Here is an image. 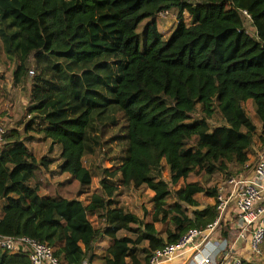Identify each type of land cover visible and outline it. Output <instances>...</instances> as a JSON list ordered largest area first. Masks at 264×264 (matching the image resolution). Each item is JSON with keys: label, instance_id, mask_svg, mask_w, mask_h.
<instances>
[{"label": "trees", "instance_id": "obj_1", "mask_svg": "<svg viewBox=\"0 0 264 264\" xmlns=\"http://www.w3.org/2000/svg\"><path fill=\"white\" fill-rule=\"evenodd\" d=\"M176 11L165 40L158 17ZM0 43L14 86L31 83L24 127H0V235L45 244L61 264H97L104 239L101 264H149L190 230L205 231L219 216L220 186L208 181L247 174L255 141L264 144V0H0ZM32 133L50 153L61 149L60 173L78 183L77 197L42 195L54 160L33 154ZM105 148L110 168L91 162ZM192 175L208 180L187 182ZM120 186L154 192L151 221L119 207ZM200 195L215 203L200 209ZM0 264L31 263L0 249Z\"/></svg>", "mask_w": 264, "mask_h": 264}, {"label": "rangeland", "instance_id": "obj_2", "mask_svg": "<svg viewBox=\"0 0 264 264\" xmlns=\"http://www.w3.org/2000/svg\"><path fill=\"white\" fill-rule=\"evenodd\" d=\"M177 11L176 12H170L168 14H161L160 17H158L157 20V27L164 35V39L168 40L171 34L176 30L178 27V24L180 23V20L177 18ZM151 20H145L140 27L138 28V32L140 34V49H144L145 45V28L147 23ZM184 22L187 26H189L190 23V16L188 14H185L184 16ZM249 31L252 32V28L249 27ZM15 68V65L10 63L3 50L2 45L0 43V127L5 129H11L12 127H19L23 128L24 125L20 124L21 120L25 118L26 115V108L30 103V91H31V83L29 82L28 86L26 88H17L14 86L13 82V70ZM34 77H31V79ZM246 110L248 114L255 118V111L252 105V102H248L246 105ZM198 115H194L192 118L193 120L196 119ZM28 120V119H27ZM25 119V122L27 121ZM257 124L259 125V133L261 131V125L259 121L256 119ZM214 125L221 124V118L219 116L215 117L213 120ZM34 136H36V139L32 143H28L29 149L33 152V154L38 158H48L51 160H54V164H52L50 171L43 172L42 173V180L44 183L52 187L50 189L49 187H42L41 193L42 195H48L53 190L56 191L58 195H62L66 198H75L78 194V183H76L75 179L70 176L69 174H61L59 165L62 163L60 159L61 149L59 147L55 148V150L50 153L49 152V146L50 141H44L38 136L36 133H32ZM110 137V136H109ZM0 139H2V135L0 133ZM2 140H0L1 142ZM264 151V144L258 140L255 141V144L251 151V161L254 165L259 154ZM106 152L103 150L102 152L98 151L94 157L91 158V162H94L96 164H99L103 167L110 168L113 165V162L110 158H107L104 154ZM166 182H169L170 180V172L169 169L166 167V163H163V171L161 176H159ZM208 180L207 175L202 176H196L192 175L187 182H201L205 183ZM186 182L182 181L177 187H172V190H177L185 185ZM33 184H36L35 182ZM224 184V176L222 175H216L212 178L211 181H208L207 186L208 187H214V186H221ZM99 180L97 178L93 181L92 191H99ZM91 192V191H90ZM154 197V192L150 190L148 187L143 186L140 189H135L133 187L131 188H125L123 186L119 187L118 197L116 200L118 201L119 207L123 208L126 212H132L136 214L137 216L146 219L147 221L152 220V216L154 214V208H153V202L152 199ZM198 200H200L202 206L200 209H205L208 205L214 204L215 199H209L205 196H198ZM90 199V195H83L81 197V200L84 202H88ZM176 200V199H175ZM174 199L172 200L175 201ZM3 201H0V211L3 209ZM189 215L192 214L193 209L191 207H187ZM233 220H235V215L232 213ZM95 226H99L101 222L96 218H91ZM228 223V222H227ZM225 223H223V226L219 228L221 233L218 234L219 237H225V232H227L229 235L226 237L228 241L230 242V247L234 246V249L230 252V258L228 259V262L231 261L233 258H239L243 260V262H249V263H257V264H264V251H262V254L260 256H254L251 251L246 246L247 244H236L235 239L237 236V230L231 228V225L226 226ZM157 230L163 235V237H166V234L164 233L166 230V227L162 224H156ZM223 231V232H222ZM124 234V233H123ZM122 235V234H121ZM125 235V234H124ZM110 245V241L108 239H104V241H100L97 245V254L99 258L96 260L97 264L103 263L102 258V252Z\"/></svg>", "mask_w": 264, "mask_h": 264}, {"label": "built area", "instance_id": "obj_3", "mask_svg": "<svg viewBox=\"0 0 264 264\" xmlns=\"http://www.w3.org/2000/svg\"><path fill=\"white\" fill-rule=\"evenodd\" d=\"M29 75L33 77L35 70L32 69ZM246 169L247 174L232 178L219 187L216 198L219 216L208 229L190 230L178 243L156 251L149 264H174L179 260H185V264H244L239 258L228 262L234 246L230 247L226 237H219V243L212 241L221 233L219 228L225 222L226 226L231 225L237 230L236 244H247L254 256H260L264 245V151L255 164H248ZM0 249L24 254L31 264H61L53 249L31 238L0 235Z\"/></svg>", "mask_w": 264, "mask_h": 264}, {"label": "crops", "instance_id": "obj_4", "mask_svg": "<svg viewBox=\"0 0 264 264\" xmlns=\"http://www.w3.org/2000/svg\"><path fill=\"white\" fill-rule=\"evenodd\" d=\"M186 14H187V13H186ZM12 128H16V127H12ZM1 129H3V128H1ZM1 147H2V145H1V142H0V149H2ZM249 165H253L251 160H250V162H249ZM250 169H251V168H250ZM0 215H2V211H0ZM212 241H214L215 243H219L220 241H219L218 235H216V236L212 239ZM185 263H186L185 260H179V261L175 262L174 264H185Z\"/></svg>", "mask_w": 264, "mask_h": 264}]
</instances>
